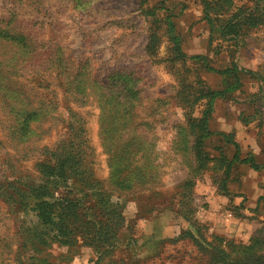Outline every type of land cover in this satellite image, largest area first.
<instances>
[{
  "label": "rangeland",
  "instance_id": "obj_1",
  "mask_svg": "<svg viewBox=\"0 0 264 264\" xmlns=\"http://www.w3.org/2000/svg\"><path fill=\"white\" fill-rule=\"evenodd\" d=\"M262 257L264 0H0V264Z\"/></svg>",
  "mask_w": 264,
  "mask_h": 264
},
{
  "label": "trees",
  "instance_id": "obj_2",
  "mask_svg": "<svg viewBox=\"0 0 264 264\" xmlns=\"http://www.w3.org/2000/svg\"><path fill=\"white\" fill-rule=\"evenodd\" d=\"M189 58H193V59H197V62L200 61L201 63H203L205 66L208 67V64L205 62L206 61V55H191ZM220 132V131H219ZM221 134H224V132H220ZM220 252V251H219ZM262 259L264 260V257H262ZM261 259V260H262ZM223 264H235L236 259L235 260H230V261H221Z\"/></svg>",
  "mask_w": 264,
  "mask_h": 264
},
{
  "label": "crops",
  "instance_id": "obj_3",
  "mask_svg": "<svg viewBox=\"0 0 264 264\" xmlns=\"http://www.w3.org/2000/svg\"><path fill=\"white\" fill-rule=\"evenodd\" d=\"M224 131H222V132H225V129H223Z\"/></svg>",
  "mask_w": 264,
  "mask_h": 264
}]
</instances>
